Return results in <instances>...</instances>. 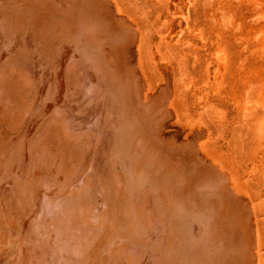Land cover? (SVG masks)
<instances>
[{
  "label": "bare ground",
  "instance_id": "6f19581e",
  "mask_svg": "<svg viewBox=\"0 0 264 264\" xmlns=\"http://www.w3.org/2000/svg\"><path fill=\"white\" fill-rule=\"evenodd\" d=\"M139 43L116 0H0V264H260L249 194L205 128L163 135Z\"/></svg>",
  "mask_w": 264,
  "mask_h": 264
},
{
  "label": "rangeland",
  "instance_id": "374dc122",
  "mask_svg": "<svg viewBox=\"0 0 264 264\" xmlns=\"http://www.w3.org/2000/svg\"><path fill=\"white\" fill-rule=\"evenodd\" d=\"M116 2L138 26L142 73L151 89L170 77L176 115L164 121L163 135L179 144L181 128L206 129V146L235 171L254 204L264 264V0ZM134 52L130 45L127 59L142 79ZM165 251L174 252L172 243Z\"/></svg>",
  "mask_w": 264,
  "mask_h": 264
}]
</instances>
